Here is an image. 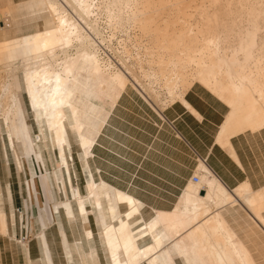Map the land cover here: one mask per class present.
I'll return each mask as SVG.
<instances>
[{
    "label": "bare ground",
    "instance_id": "obj_1",
    "mask_svg": "<svg viewBox=\"0 0 264 264\" xmlns=\"http://www.w3.org/2000/svg\"><path fill=\"white\" fill-rule=\"evenodd\" d=\"M101 12L111 29L138 28L139 33L127 39L133 49L126 39L118 51L113 37L99 39ZM84 70L94 83L89 105L95 103L101 111L109 104L101 102L103 98L117 101L130 84L155 107L181 100L193 111L184 96L195 83L202 84L232 108L219 143L235 158L231 135L264 127V0H0L3 152L9 164L11 146L19 169L26 166L30 193H41L37 185L46 178L44 151L51 155L58 150L61 160L54 178L64 184V191L69 181L85 225L90 213L101 216L110 264H175L177 257L185 264H256L231 218L239 197L264 223V190L255 192L248 183L227 189L203 162L200 183L192 180L199 188H188L173 211L157 210L150 220L143 218L145 205L137 197L102 179L97 183L91 171L88 195L74 188L70 132L86 167L95 144L85 131L90 126L74 102L77 90L71 86ZM28 107L40 131L37 140L27 122ZM90 113L92 119L94 111ZM7 193L11 196L9 188ZM3 196L0 186L2 212ZM54 205L55 211L63 207L75 219L72 199ZM5 218L0 232L7 233ZM86 231L92 240V230ZM41 237L47 264H54L46 234Z\"/></svg>",
    "mask_w": 264,
    "mask_h": 264
},
{
    "label": "crops",
    "instance_id": "obj_2",
    "mask_svg": "<svg viewBox=\"0 0 264 264\" xmlns=\"http://www.w3.org/2000/svg\"><path fill=\"white\" fill-rule=\"evenodd\" d=\"M121 93L117 101H107L104 113L94 114L92 121L86 122L90 128L86 126L85 131L92 135L95 144L89 150L87 167L81 159V151L78 152L83 177L77 183L72 179L74 188L80 189L83 196L89 193L91 171L97 183L102 179L137 197L145 205L143 218L150 220L157 210L173 211L188 188H199L192 178L198 167L202 169V162L227 189L248 183L255 192L264 190V127L231 135L229 142L236 155L234 158L232 151L219 143L232 108L205 86L195 83L184 96L193 111L181 100L167 103L164 108L155 107L133 85ZM230 129L228 132L235 130ZM26 183L18 169L0 167L4 195L0 231L3 230L1 221L6 217L8 233L0 232V264H29V258L31 264H47L43 232L54 264H87L86 260L88 264H110L98 212L90 213V223L85 225L73 197L75 219L68 216L63 207L60 212H52V204L70 198L69 186L64 191L60 183L41 180L37 185L41 193L34 197ZM8 188L11 196H8ZM29 197L33 212L29 211L28 216L17 213L23 205L29 208ZM238 199L243 205H236L232 225L256 264H264V223ZM125 209L122 205V210ZM261 215L264 217V210ZM86 229L92 230L93 241L87 237ZM14 234L15 239L10 236ZM78 238H82V243ZM149 241L147 239L146 243ZM69 248L73 255H67ZM91 257L93 262H90ZM175 264L185 263L177 257Z\"/></svg>",
    "mask_w": 264,
    "mask_h": 264
},
{
    "label": "rangeland",
    "instance_id": "obj_3",
    "mask_svg": "<svg viewBox=\"0 0 264 264\" xmlns=\"http://www.w3.org/2000/svg\"><path fill=\"white\" fill-rule=\"evenodd\" d=\"M17 1H20V0H17ZM101 15H103V16H101ZM100 16L101 17H100V20H99V22H100L99 23V26H100L99 27V33H101V34L99 36V39H101V36L103 37L102 39H111L113 37L112 38L113 39L112 44H113V47L115 48V51H118V49L123 50L122 49L123 45H121V43H123L124 39H126V41L128 42L127 39H129V35H130V37L131 36L135 37V34L139 33L138 28H136L135 26H132V25H129V26L127 25V27H123V28L122 27H117L116 29H111L109 27L108 22H107L106 14L104 12H101ZM112 34H114V36ZM128 45H129V47L131 49H133L132 48L133 45L130 42H128ZM133 52H135V51L133 50L132 54H134ZM137 73L139 74V72H137ZM76 76H77L78 82H74L73 81V83H75V84H73V83L71 84V86L73 88L76 87V90H77L76 95L74 97V102H75V104H77L80 107L81 114H82V117L85 120V122H91L92 119L90 117L92 116V114L90 112L94 111V114L96 116H98V114L104 113V110L101 111L102 107L100 109V106H96L95 103L89 105V102H88L87 98L92 97V93H91L90 89H92L94 87V83L88 77L89 76L88 70H84L80 74L77 73ZM146 80L147 79H145L144 82L148 83L149 80L148 81H146ZM84 85H85V87H84ZM117 94H118V91H117ZM93 98H95L97 101L99 100L97 95H95V94H93ZM102 100L103 101H101V102H104V103L108 101L107 99H104V98ZM25 102H26V106H29L27 98H25ZM107 103H105V104H107ZM169 103H171V102H169ZM84 110H87L89 113L87 115H85L83 113ZM26 117H27V122L32 127V131H34L33 133L35 135L36 140L39 139L40 131H39L38 125L36 124V122L34 120V117L32 116V113H31L29 107H28V112H26ZM5 137H6V135H5ZM70 137H71V141H72L73 157H74V161H72L71 157H70L71 173H72L73 182L77 183V182L81 181L82 177H83L82 176V169H81V166H80V161H79V158H78V152L81 151V150L78 147L77 142L75 140V135L72 132H70ZM6 141H7V143H9L7 138H6ZM9 149H10V151H9L10 163L8 164L6 159H5V157H4V152H3V142H2V133H1V120H0V167L2 168V167L11 166L12 168H14L16 170L18 169L19 171H21V179H22V181L26 182V180L28 178V172H27L26 166L24 165V170H20L19 167H18L16 156L14 155L11 146H9ZM54 151L55 152H53V153L51 151V153H52L51 155L49 154V152L47 150L44 151V169H45L44 172L46 174V178L43 179V180H52L55 183L56 182L60 183V185H61L60 188H61V190H63L62 187H63L64 184L62 182L56 181L55 178H54L55 166L58 167L59 164H58L57 161L61 160L58 150H54ZM20 157L23 158V154H20ZM81 159H82V157H81ZM34 162H35V165H36V169H37L39 175L41 176V167H40L38 161L35 158H34ZM65 186H66V190H67V186H69V188H68V192L70 194V198L69 199H72L71 197H73V196H71L72 195L71 185H70L68 180H67V183L65 184ZM27 199H28V202H29V208H27V206H28V203H27L26 204L27 205L26 206L27 209L23 213H25V215L27 214V216H28V212L30 211L32 213L33 210L31 209V207H32L31 198L29 197ZM58 203H55V204H58ZM75 203H76V206H77V202L76 201H75ZM23 207H25V206L23 205ZM51 207H52V210H53L52 212H54L55 211V205L53 206V204H52ZM16 211L18 213V209ZM14 214L12 212V215H14ZM7 236H9V235H7ZM10 236H14L13 237L14 239L17 238L16 234L10 235ZM27 236H28V227L25 228V237H27ZM71 254L73 255V253L71 252V249L69 248L68 252H67V255L70 256ZM98 264H100V262Z\"/></svg>",
    "mask_w": 264,
    "mask_h": 264
},
{
    "label": "built area",
    "instance_id": "obj_4",
    "mask_svg": "<svg viewBox=\"0 0 264 264\" xmlns=\"http://www.w3.org/2000/svg\"><path fill=\"white\" fill-rule=\"evenodd\" d=\"M201 172H205V171L198 167L197 172L195 173V175L192 178L194 183H200V181H201L200 173ZM24 211H26L25 207L18 208V213L22 214Z\"/></svg>",
    "mask_w": 264,
    "mask_h": 264
},
{
    "label": "water",
    "instance_id": "obj_5",
    "mask_svg": "<svg viewBox=\"0 0 264 264\" xmlns=\"http://www.w3.org/2000/svg\"><path fill=\"white\" fill-rule=\"evenodd\" d=\"M204 193H205V191L203 190V191H202V194H204Z\"/></svg>",
    "mask_w": 264,
    "mask_h": 264
}]
</instances>
